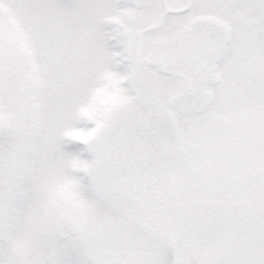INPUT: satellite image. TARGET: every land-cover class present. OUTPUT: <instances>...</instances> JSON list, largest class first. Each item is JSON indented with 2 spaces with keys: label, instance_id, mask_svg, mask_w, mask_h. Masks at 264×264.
<instances>
[{
  "label": "snow or ice",
  "instance_id": "1",
  "mask_svg": "<svg viewBox=\"0 0 264 264\" xmlns=\"http://www.w3.org/2000/svg\"><path fill=\"white\" fill-rule=\"evenodd\" d=\"M0 264H264V0H0Z\"/></svg>",
  "mask_w": 264,
  "mask_h": 264
}]
</instances>
